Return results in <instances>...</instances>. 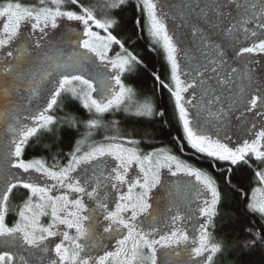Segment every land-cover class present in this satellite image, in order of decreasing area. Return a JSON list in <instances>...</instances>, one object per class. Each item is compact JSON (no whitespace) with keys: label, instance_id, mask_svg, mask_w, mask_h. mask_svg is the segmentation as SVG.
<instances>
[{"label":"snow or ice","instance_id":"6c2138e0","mask_svg":"<svg viewBox=\"0 0 264 264\" xmlns=\"http://www.w3.org/2000/svg\"><path fill=\"white\" fill-rule=\"evenodd\" d=\"M140 40L167 67L151 91L173 146L124 126L168 124L139 102ZM244 167L256 186L233 183ZM225 188L256 218L243 240L217 229ZM257 246L264 0L0 3V264H224Z\"/></svg>","mask_w":264,"mask_h":264},{"label":"trees","instance_id":"16d2710c","mask_svg":"<svg viewBox=\"0 0 264 264\" xmlns=\"http://www.w3.org/2000/svg\"><path fill=\"white\" fill-rule=\"evenodd\" d=\"M3 0H0L2 3ZM19 2L24 4L34 3L35 0H19ZM131 10L129 9L124 13L125 23H124V34H127V26L126 21L129 16H131ZM135 39V38H134ZM136 51L144 60L147 65V69H140V71L136 74V78L133 81L137 88L140 90V95L138 97L139 101H144L146 97H150L152 103L157 108H165L167 109L168 115L165 119L168 120V124L161 128V122L159 120H155L153 123L149 124L147 118H145L144 124L135 123L134 120L136 118H132L133 122L127 123L124 126L132 131L136 129L137 131L143 132L147 130L150 133H154L156 140L171 145V140L174 136L178 135L177 131V123L174 115L172 114V108L169 101L168 94L166 92H160L159 90L154 95L151 91L153 80L151 77V72H158L161 74V78L164 79L167 76V67L164 63L162 54L159 51H153L146 41L140 40L136 41ZM68 111L75 112V109H66ZM79 115L83 116L85 113H79ZM118 119L121 117H117ZM78 138V136H77ZM65 142L67 143V137H64ZM50 143L48 140H43L39 144L33 145L30 149L32 154H43L44 145ZM65 150H67L65 148ZM199 166L207 168V163H201ZM233 183L239 186L240 183L244 185L251 184L252 186H256L254 178L252 177L251 171L244 167L242 170L238 171L236 174V178L233 179ZM223 186V185H222ZM17 201H13L16 203ZM256 218L254 216H245L243 213V209L239 212L236 211V200L234 198V194L225 188L224 190V202L221 207V216L217 219V229L219 230V234L223 235L227 233L230 238H240L241 240L245 239L242 229H246L250 226V222L254 221ZM217 264H221L219 258L217 259ZM224 264H264V247L257 246L253 250H245V254H241L240 251H235L233 255L228 256L224 260Z\"/></svg>","mask_w":264,"mask_h":264},{"label":"rangeland","instance_id":"374dc122","mask_svg":"<svg viewBox=\"0 0 264 264\" xmlns=\"http://www.w3.org/2000/svg\"><path fill=\"white\" fill-rule=\"evenodd\" d=\"M140 102V101H139ZM143 101H141V103H142Z\"/></svg>","mask_w":264,"mask_h":264}]
</instances>
